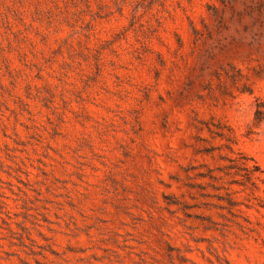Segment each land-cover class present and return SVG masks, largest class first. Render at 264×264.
Returning a JSON list of instances; mask_svg holds the SVG:
<instances>
[{
	"label": "rangeland",
	"instance_id": "obj_1",
	"mask_svg": "<svg viewBox=\"0 0 264 264\" xmlns=\"http://www.w3.org/2000/svg\"><path fill=\"white\" fill-rule=\"evenodd\" d=\"M0 264H264V0H0Z\"/></svg>",
	"mask_w": 264,
	"mask_h": 264
},
{
	"label": "trees",
	"instance_id": "obj_2",
	"mask_svg": "<svg viewBox=\"0 0 264 264\" xmlns=\"http://www.w3.org/2000/svg\"><path fill=\"white\" fill-rule=\"evenodd\" d=\"M257 113H258V110H256L255 111V118H258V116H257ZM231 161H235V159H230ZM236 162V161H235ZM236 164V163H235ZM235 166V165H234ZM245 166V165H244ZM245 168H246V166H245ZM248 168V167H247Z\"/></svg>",
	"mask_w": 264,
	"mask_h": 264
}]
</instances>
